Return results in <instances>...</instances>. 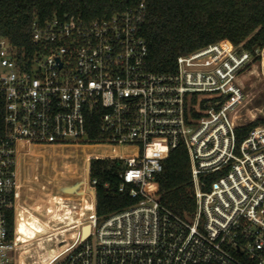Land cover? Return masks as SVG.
<instances>
[{
	"label": "built area",
	"instance_id": "built-area-1",
	"mask_svg": "<svg viewBox=\"0 0 264 264\" xmlns=\"http://www.w3.org/2000/svg\"><path fill=\"white\" fill-rule=\"evenodd\" d=\"M146 18L141 1L91 20L36 19L29 49L0 37V264H264V124L237 135L263 114L251 105L264 47L252 53L222 39L156 73ZM22 144L119 148L90 153L91 212L49 247L19 242L16 222L10 233ZM179 146L195 202L183 214L161 202L157 186L164 154ZM95 158L119 161L118 191L135 199L102 219Z\"/></svg>",
	"mask_w": 264,
	"mask_h": 264
},
{
	"label": "trees",
	"instance_id": "trees-1",
	"mask_svg": "<svg viewBox=\"0 0 264 264\" xmlns=\"http://www.w3.org/2000/svg\"><path fill=\"white\" fill-rule=\"evenodd\" d=\"M141 1H144L147 7L143 35L148 43L147 66L153 72H175L178 56L222 39H229L252 53L264 47V0H0V37H7L20 48L29 49L32 45V26L36 19L43 22L57 14L67 15L68 18L91 20L110 16L128 5ZM1 122L0 113V125ZM260 124H264V118H258L238 128L239 141L247 136L252 128ZM36 148L35 146L26 147L20 152L22 167L26 172L29 166L41 156H36ZM47 149L51 158L66 157V165L69 166V162L77 165V167L69 166L72 174L71 181L74 178L77 179L71 190L72 192L80 190L81 182L82 184L84 182L81 179L84 180L83 174L88 166L90 153L83 155L80 151V156H77L76 150H82V146L79 145L44 146L41 151ZM113 151L114 148H110L107 152ZM163 163L164 169L157 177L159 199L181 214L192 211L195 202L189 155L185 146L166 152ZM53 167H56L55 163ZM61 168L56 169L57 178L62 174ZM119 169L120 164L117 160L95 158L90 162L91 177L99 180L96 204V214L99 219L135 203V199L127 190L118 191L121 182ZM210 179H214V176ZM24 180L27 184L28 178L25 177ZM87 190L90 191L88 183L87 187L81 191L84 193ZM82 197L83 194H76L74 200L81 203ZM47 199L58 202L55 203L56 210L59 202H63V196L58 193H50ZM48 200L43 197L38 200L25 197L23 210L46 217L45 214L50 207ZM82 211L83 206L80 210L77 208L74 211V220L78 222L82 220ZM57 213H54L55 219L54 217L52 220L47 219L49 223L59 221L62 225L66 220L72 219H66ZM15 222L12 211L9 217L10 233H13ZM88 230L89 228L86 227L85 235L88 234Z\"/></svg>",
	"mask_w": 264,
	"mask_h": 264
},
{
	"label": "rangeland",
	"instance_id": "rangeland-1",
	"mask_svg": "<svg viewBox=\"0 0 264 264\" xmlns=\"http://www.w3.org/2000/svg\"><path fill=\"white\" fill-rule=\"evenodd\" d=\"M254 91L253 93V99H252V105L251 107H257L259 109L263 110V114L259 118H264V81L258 80L255 84V86L252 88ZM248 106H250L248 104ZM43 147H37L36 148V156L40 157L36 159L35 162L29 168L27 169V172L23 169V180L25 177L28 178V182L26 185L33 186L41 184L40 186L34 187V191H27L24 195L28 198H32L33 200H38L40 198H45L50 195V193H58L59 195L63 196V202H59V206L55 207V203L58 202H52L49 201V211L45 214L46 217L43 215H39L35 212H28L26 211L22 217L23 221H27L29 223V229L25 232V236L27 235L29 239H36L40 238L39 240H34L31 245H29L32 249H35L39 247L40 245H45L49 247L56 235L58 236H65L66 238H71L70 234H75L78 230V222L75 219L74 220V211L77 209V202L74 200L76 194H80L81 190L87 187V183H85L84 180L81 179V181H84L83 184L81 182L80 190H77L75 192H72L71 188L74 182L77 180L76 178L72 179L70 176L72 175L70 172L69 166L77 167V165L74 162H69L70 165H66V157H53L51 158V155L48 153L49 150H43L41 149ZM39 150V151H38ZM110 148H90L86 146H82V150L78 149L76 150V155L80 156V151L83 152V155L86 153H102L104 151H109ZM35 155V154H31ZM38 160V161H37ZM89 162V160H88ZM53 163V164H52ZM54 163L56 167L54 168ZM62 167V174L59 178L56 176V169H59ZM89 165L85 168L84 172L88 170ZM57 179V180H56ZM25 181V180H24ZM26 183V182H25ZM86 185V186H85ZM84 198V197H83ZM84 200V199H83ZM29 199H27V202ZM32 201V200H31ZM29 203V202H28ZM61 204V205H60ZM30 205V204H29ZM58 212V213H57ZM54 213H57L58 215L61 214L66 219H71V221H67L64 223L61 222H52L49 223L47 219L52 220L54 217ZM55 219V217H54ZM81 221V220H80ZM62 234V235H61ZM23 241L22 243L26 242L27 240ZM71 240V239H70ZM40 241V242H38Z\"/></svg>",
	"mask_w": 264,
	"mask_h": 264
},
{
	"label": "bare ground",
	"instance_id": "bare-ground-1",
	"mask_svg": "<svg viewBox=\"0 0 264 264\" xmlns=\"http://www.w3.org/2000/svg\"><path fill=\"white\" fill-rule=\"evenodd\" d=\"M26 147H31V146H27L25 144H22L20 146V152L23 148H26ZM115 151L116 150H119V148H115L114 149ZM19 180H20V190H19V195H18V204H17V208H16V231H17V240L19 242H23L25 241L26 239H29V237L26 235L25 236V232L29 229V223L27 221H23L22 220V217L23 215H25V211L23 210V201L25 200V193L27 191H34V187L36 188L37 186H40L41 184H38V185H33V186H28L26 185V183L24 182L23 180V167H22V163H21V158H20V155H19ZM84 175V178L85 180L84 181H87L88 179V170L83 174ZM42 186V185H41ZM80 194H83V197H82V201L81 203L77 202V208L78 210L81 209V206H83V211H82V214H83V218L87 217V215L91 212V203H92V196L90 194V191H86V192H80ZM84 199V200H83ZM82 204V205H81ZM82 218V220H83ZM78 222V220H77ZM40 238H36V239H29L27 240L26 242L24 243H27V244H31L34 240H39Z\"/></svg>",
	"mask_w": 264,
	"mask_h": 264
},
{
	"label": "clouds",
	"instance_id": "clouds-1",
	"mask_svg": "<svg viewBox=\"0 0 264 264\" xmlns=\"http://www.w3.org/2000/svg\"><path fill=\"white\" fill-rule=\"evenodd\" d=\"M140 174L139 173H129L128 176H127V179L131 180L133 178V176H139Z\"/></svg>",
	"mask_w": 264,
	"mask_h": 264
},
{
	"label": "water",
	"instance_id": "water-1",
	"mask_svg": "<svg viewBox=\"0 0 264 264\" xmlns=\"http://www.w3.org/2000/svg\"><path fill=\"white\" fill-rule=\"evenodd\" d=\"M86 227L90 228L89 226H85V227H84V229H83V237L86 236V235H85V228H86ZM88 232H89V230H88Z\"/></svg>",
	"mask_w": 264,
	"mask_h": 264
},
{
	"label": "crops",
	"instance_id": "crops-1",
	"mask_svg": "<svg viewBox=\"0 0 264 264\" xmlns=\"http://www.w3.org/2000/svg\"><path fill=\"white\" fill-rule=\"evenodd\" d=\"M88 165H89V162H88ZM61 195V194H60ZM61 196H64V195H61ZM61 203H64V202H61Z\"/></svg>",
	"mask_w": 264,
	"mask_h": 264
}]
</instances>
